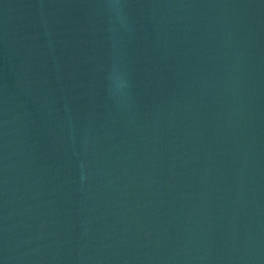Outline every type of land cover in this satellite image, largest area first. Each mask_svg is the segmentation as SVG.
<instances>
[{
  "label": "water",
  "instance_id": "water-1",
  "mask_svg": "<svg viewBox=\"0 0 264 264\" xmlns=\"http://www.w3.org/2000/svg\"><path fill=\"white\" fill-rule=\"evenodd\" d=\"M109 3L0 0V264H264V0Z\"/></svg>",
  "mask_w": 264,
  "mask_h": 264
},
{
  "label": "clouds",
  "instance_id": "clouds-1",
  "mask_svg": "<svg viewBox=\"0 0 264 264\" xmlns=\"http://www.w3.org/2000/svg\"><path fill=\"white\" fill-rule=\"evenodd\" d=\"M111 22L121 28L126 27L121 0H110L108 5ZM116 45L114 44V47ZM109 90L115 97H122L128 88V80L118 64H114L108 76Z\"/></svg>",
  "mask_w": 264,
  "mask_h": 264
}]
</instances>
